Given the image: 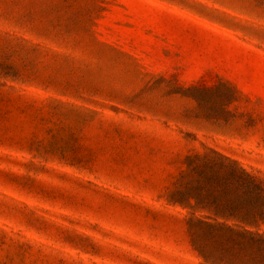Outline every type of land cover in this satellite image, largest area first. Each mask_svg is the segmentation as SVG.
Masks as SVG:
<instances>
[{
	"label": "rangeland",
	"instance_id": "rangeland-1",
	"mask_svg": "<svg viewBox=\"0 0 264 264\" xmlns=\"http://www.w3.org/2000/svg\"><path fill=\"white\" fill-rule=\"evenodd\" d=\"M0 264H264V0H0Z\"/></svg>",
	"mask_w": 264,
	"mask_h": 264
}]
</instances>
